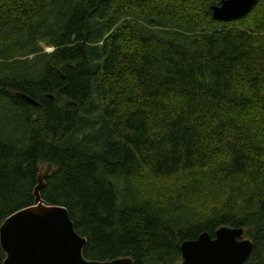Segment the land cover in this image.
<instances>
[{"label": "trees", "instance_id": "trees-1", "mask_svg": "<svg viewBox=\"0 0 264 264\" xmlns=\"http://www.w3.org/2000/svg\"><path fill=\"white\" fill-rule=\"evenodd\" d=\"M220 2L0 0V225L51 165L86 260L182 264L228 227L264 264V0Z\"/></svg>", "mask_w": 264, "mask_h": 264}, {"label": "water", "instance_id": "water-1", "mask_svg": "<svg viewBox=\"0 0 264 264\" xmlns=\"http://www.w3.org/2000/svg\"><path fill=\"white\" fill-rule=\"evenodd\" d=\"M257 0H222L213 7L212 18L230 21L247 14ZM31 105L37 103L26 96ZM42 166L33 195L35 204L8 216L0 226V247L5 254L2 264H132L121 258L112 262L88 261L83 257L85 239L80 237L67 211L43 204L42 181L53 172ZM241 228L220 227L214 238L202 233L194 241L180 245L182 264H243L252 252V243Z\"/></svg>", "mask_w": 264, "mask_h": 264}, {"label": "bare ground", "instance_id": "bare-ground-1", "mask_svg": "<svg viewBox=\"0 0 264 264\" xmlns=\"http://www.w3.org/2000/svg\"><path fill=\"white\" fill-rule=\"evenodd\" d=\"M221 1H222V0H221ZM220 3H221V2H220ZM219 5H220V4H219ZM216 6H217V5L211 6V7H210V10L212 11V10H213V7H216ZM253 6H254V5H253ZM251 9H252V8H251ZM247 14H248V13H247ZM245 15H246V14H245ZM241 17H242V16H241ZM239 18H240V17H239ZM40 168H41V167L38 168V174H37V179H36V185L38 184V183H37V180H38V176L40 175ZM52 169L55 171V168H54V167H52ZM54 171H53V172H54ZM53 172H52V173H53ZM49 175H50V174H49ZM49 175H48V176H49ZM42 183H43V187H44V180L42 181ZM41 201H42V200H41ZM34 204H35V202H34ZM43 204H44V203H43ZM45 205H46V204H45ZM50 207H61V206H50ZM61 208H63V207H61ZM64 209H65V208H64ZM65 210H66V209H65ZM66 211H67V210H66ZM67 213H68V212H67ZM0 226H1V225H0ZM0 249H1V247H0ZM1 250H2V249H1ZM3 253H4V252H3ZM4 255H5V254H4ZM115 260H116V259H115ZM115 260H112V261H115ZM181 260H182V258H181ZM112 261H109V262H112Z\"/></svg>", "mask_w": 264, "mask_h": 264}, {"label": "rangeland", "instance_id": "rangeland-1", "mask_svg": "<svg viewBox=\"0 0 264 264\" xmlns=\"http://www.w3.org/2000/svg\"><path fill=\"white\" fill-rule=\"evenodd\" d=\"M210 7H211V6H210ZM42 47H44V49H45V51H46L47 53H49V52L52 51V48H51V47L44 46V45H42Z\"/></svg>", "mask_w": 264, "mask_h": 264}, {"label": "flooded vegetation", "instance_id": "flooded-vegetation-1", "mask_svg": "<svg viewBox=\"0 0 264 264\" xmlns=\"http://www.w3.org/2000/svg\"><path fill=\"white\" fill-rule=\"evenodd\" d=\"M89 261V260H88Z\"/></svg>", "mask_w": 264, "mask_h": 264}]
</instances>
